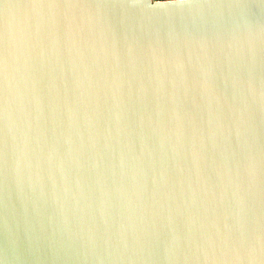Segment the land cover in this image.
Wrapping results in <instances>:
<instances>
[{
    "label": "water",
    "instance_id": "water-1",
    "mask_svg": "<svg viewBox=\"0 0 264 264\" xmlns=\"http://www.w3.org/2000/svg\"><path fill=\"white\" fill-rule=\"evenodd\" d=\"M152 3L0 0V264H264V0Z\"/></svg>",
    "mask_w": 264,
    "mask_h": 264
},
{
    "label": "snow or ice",
    "instance_id": "snow-or-ice-1",
    "mask_svg": "<svg viewBox=\"0 0 264 264\" xmlns=\"http://www.w3.org/2000/svg\"><path fill=\"white\" fill-rule=\"evenodd\" d=\"M150 2L152 3V0H150ZM175 2H176V0H156V3H154V5L155 4H165V3L171 4V3H175ZM181 2H183V0H181Z\"/></svg>",
    "mask_w": 264,
    "mask_h": 264
}]
</instances>
